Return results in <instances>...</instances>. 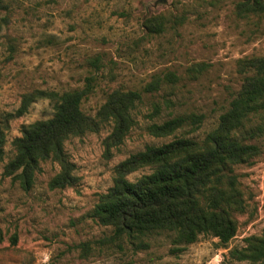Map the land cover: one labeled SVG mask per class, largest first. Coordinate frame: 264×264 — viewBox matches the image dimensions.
Instances as JSON below:
<instances>
[{
    "label": "rangeland",
    "instance_id": "rangeland-1",
    "mask_svg": "<svg viewBox=\"0 0 264 264\" xmlns=\"http://www.w3.org/2000/svg\"><path fill=\"white\" fill-rule=\"evenodd\" d=\"M239 1L0 0V119L16 112L28 92L81 88L92 73L98 85L82 104L92 116L115 88L142 90L167 72L179 78L145 94L135 109V125L111 154L105 146L109 124L66 140L77 181L64 188L50 187L60 169L51 159L40 163L29 189L3 173L21 127L52 116L50 100L37 99L24 114L9 119L0 163V264H252L233 260L229 251L243 246L248 236L264 234V138L258 141L260 153L236 168L247 205L235 212L238 231L227 244L206 234L177 245L167 233H157L145 239L148 248H137L129 239L119 242L121 248L107 240L113 227L92 215L100 195L113 185L116 164L185 133L149 134L153 102L163 105L156 121L205 114L194 138L216 127L243 83L240 60L264 56V18L239 14ZM97 55L103 62L99 70L88 62ZM150 171L139 169L129 179Z\"/></svg>",
    "mask_w": 264,
    "mask_h": 264
},
{
    "label": "trees",
    "instance_id": "trees-1",
    "mask_svg": "<svg viewBox=\"0 0 264 264\" xmlns=\"http://www.w3.org/2000/svg\"><path fill=\"white\" fill-rule=\"evenodd\" d=\"M236 9L241 15L264 18V0H240ZM88 62L96 70L103 63L98 55ZM239 65L245 76L238 93L219 116L216 127L201 139L191 134L201 127L205 114L180 113L156 121L154 118L160 115L163 105L153 102L149 134L164 137L183 129L185 133L161 145H147L116 164L113 185L100 195L92 211L101 224L113 227V235L107 240L122 248L119 242L129 239L137 248H148L145 239L157 233H167L177 245L194 243L206 234L227 244L237 234L234 214L245 211L247 203L236 168L250 163L260 153L258 141L264 138V56L245 57ZM202 69L192 68V72ZM178 79L175 72H167L155 75L142 90L115 88L93 116L85 113L82 104L97 88L96 73L86 76L81 88L24 94L16 112L0 119V163L5 158L9 119L24 114L40 98L50 100L53 114L21 127L22 135L12 142L15 155L5 164L4 175L19 179L29 189L36 172L41 170L40 163L51 159L60 169L52 177L50 187L73 185L77 176L75 164L64 149L66 140L97 132L109 124L105 146L110 153L124 142L135 125V109L145 94L158 92L163 84L173 85ZM168 102L165 99L167 105ZM146 167L151 169L149 173L134 181L129 179L131 173ZM244 241L243 246L230 249V257L264 264V234L248 236Z\"/></svg>",
    "mask_w": 264,
    "mask_h": 264
}]
</instances>
